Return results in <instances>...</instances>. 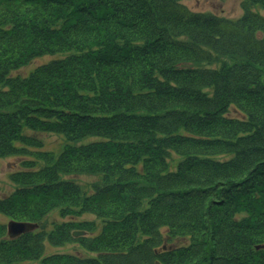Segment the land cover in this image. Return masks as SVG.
<instances>
[{"label": "trees", "instance_id": "obj_1", "mask_svg": "<svg viewBox=\"0 0 264 264\" xmlns=\"http://www.w3.org/2000/svg\"><path fill=\"white\" fill-rule=\"evenodd\" d=\"M188 1L0 0V158L23 161L0 214L62 218L0 227V264H264V0L236 20Z\"/></svg>", "mask_w": 264, "mask_h": 264}, {"label": "rangeland", "instance_id": "obj_2", "mask_svg": "<svg viewBox=\"0 0 264 264\" xmlns=\"http://www.w3.org/2000/svg\"><path fill=\"white\" fill-rule=\"evenodd\" d=\"M241 0H192L188 2H184L183 4L191 11L193 12H200V13H210L215 16L230 19V20H236L242 15V10L240 6ZM263 13V12H261ZM61 56L55 55V56H42L34 58L31 63H29L27 66L22 67L21 69H18L16 71H13L11 76L13 77H27L30 72H32L37 67H40L42 65L47 64L48 62L57 59ZM29 133V132H27ZM31 134V133H29ZM37 138H39L43 142L42 150L46 152H54L56 155H58L63 146H64V140L62 137L57 135H50V134H43V135H35ZM34 159V158H32ZM222 160L227 159V157H221ZM22 159L19 157H9V158H0V198H5L9 195H11L14 190L15 186L10 181L9 176L12 173L18 172L22 170L21 163ZM41 165H37L39 167ZM66 180H70L79 186H81L86 193L91 194V185L94 183L100 182V178L97 176L92 175H80V176H66L64 177ZM94 217L91 215H82L78 219V221H94ZM14 221L9 217L4 216L3 214H0V227L4 228L5 236L10 239L7 236L6 227L9 222ZM62 222V218L59 216L58 210H54L50 212L38 225V228L35 230H39L41 227L43 229H46L49 231L55 224H59ZM33 231V232H35ZM81 236H78L79 238ZM75 238V237H74ZM184 240H175V245H180L185 243ZM261 246V245H260ZM259 247V246H257ZM256 247V248H257ZM46 254H54V253H66V254H82L80 253V249L77 246L73 245H66L63 247H52L47 245ZM257 250V249H256ZM264 250V249H262ZM38 264V263H33Z\"/></svg>", "mask_w": 264, "mask_h": 264}, {"label": "water", "instance_id": "obj_3", "mask_svg": "<svg viewBox=\"0 0 264 264\" xmlns=\"http://www.w3.org/2000/svg\"><path fill=\"white\" fill-rule=\"evenodd\" d=\"M37 228H38V225H36V224L11 221L8 223V225L6 227V231H7V236L10 239H15L21 235H24L27 233H32ZM82 235H83L82 233H74V237H78V236H82ZM256 249L257 250L264 249V244L257 247Z\"/></svg>", "mask_w": 264, "mask_h": 264}]
</instances>
